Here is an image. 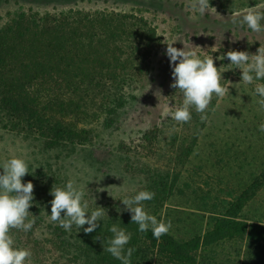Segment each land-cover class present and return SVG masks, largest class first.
Returning <instances> with one entry per match:
<instances>
[{
    "label": "rangeland",
    "instance_id": "rangeland-1",
    "mask_svg": "<svg viewBox=\"0 0 264 264\" xmlns=\"http://www.w3.org/2000/svg\"><path fill=\"white\" fill-rule=\"evenodd\" d=\"M190 3L0 0V28L19 12H112L142 18L157 38L151 43L147 72L110 92L113 96L109 95L107 103L111 110L102 108L98 95L83 101L76 121L79 129L88 131L86 143L49 145L36 134L17 133L0 125V163L12 156L25 158L31 175L23 180L34 185L33 207L29 209L34 215L29 218L35 221L32 230H11L16 246L32 252L31 264H121L104 251L113 224L132 234L127 246L135 249L132 264H166L157 243L147 241L138 225L131 223V214L123 211L120 200L134 194L121 187L123 179L125 187L134 181L136 189L155 193L151 201L144 202L145 210L158 220H171L168 234L178 240L210 230L214 219L236 209L238 198L254 181L264 180V132L259 130L264 110L253 94V85L240 83L239 69L225 67L222 78L230 83L232 97L213 95L205 113L193 109L189 122H177L168 116L175 107L168 105L180 106L183 97L171 87L172 73L165 55L167 44L174 43L177 49L194 47L201 55L212 54L219 68L230 63L216 59L227 51L255 54L264 46V33H252L246 25L233 21H239L248 7L258 5L264 10V0H210L212 10L203 16L190 12ZM226 81L222 83L228 86ZM69 180L89 184L96 205L107 210L108 216L92 233L75 228L66 232L45 214H50L52 187H62ZM85 199L92 209L90 193L86 192ZM238 213L239 221L264 226V183ZM198 262L264 264V243L243 238L203 245Z\"/></svg>",
    "mask_w": 264,
    "mask_h": 264
},
{
    "label": "trees",
    "instance_id": "trees-1",
    "mask_svg": "<svg viewBox=\"0 0 264 264\" xmlns=\"http://www.w3.org/2000/svg\"><path fill=\"white\" fill-rule=\"evenodd\" d=\"M156 40L145 20L121 13L28 11L9 16L0 28L1 127L36 134L49 145L86 143L88 131L79 129L76 121L83 101L98 95L102 108L111 110L110 92L147 72L151 43ZM263 183L254 181L244 199L238 198L236 209L214 219L202 235L178 240L168 233L158 239L151 231L142 234L157 243L166 264H200L198 251L203 245L243 238L264 243V226L247 225L238 218Z\"/></svg>",
    "mask_w": 264,
    "mask_h": 264
},
{
    "label": "clouds",
    "instance_id": "clouds-1",
    "mask_svg": "<svg viewBox=\"0 0 264 264\" xmlns=\"http://www.w3.org/2000/svg\"><path fill=\"white\" fill-rule=\"evenodd\" d=\"M189 10L197 16H203L212 10L210 0H191ZM233 23L246 25L252 33H264V10H260L258 5L248 7L242 18ZM173 44H167L165 55L169 59L172 73L171 87L182 94L183 100L180 106L168 105L169 108L175 107L174 111L168 113L171 119L187 123L192 119L193 109L197 113L206 112L213 95L217 98L231 96L230 83L222 78V69L225 67L229 71L240 70V83L253 85V94L258 97L260 109L264 110V46L260 45L255 54L248 51H227L216 59H227L230 63L217 68L212 54L201 55L194 47L189 49L184 45L182 49H177ZM222 81H226L228 86ZM259 130L264 132V124L260 125ZM26 175L31 174L29 163L23 157L12 156L0 163V264H31L32 252L28 248L16 246L11 232L12 229L29 232L35 222L29 218L34 216L29 211L34 202V185L31 181L23 180ZM123 181L121 187L126 192H134L120 200L124 205L123 211L131 214V223L138 225V230L142 233L151 231L157 239L167 234L172 227L171 220H158L145 210L144 202L151 201L155 193L148 189H136L134 181L128 182V187H125L126 182L124 179ZM87 186L69 180L62 187H52L49 193L53 197L49 202L50 214L45 212L49 221L58 224L66 232H71L73 228L77 232L81 229L85 233L94 232L108 214L105 208L96 205ZM86 192L90 193V198L94 201L92 209L85 199ZM110 232L112 237L107 241L104 251L121 264H132L135 249L127 247L132 234L117 224L111 226Z\"/></svg>",
    "mask_w": 264,
    "mask_h": 264
}]
</instances>
